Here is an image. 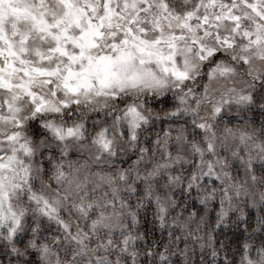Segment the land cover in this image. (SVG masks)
Instances as JSON below:
<instances>
[{
    "label": "clouds",
    "instance_id": "obj_1",
    "mask_svg": "<svg viewBox=\"0 0 264 264\" xmlns=\"http://www.w3.org/2000/svg\"><path fill=\"white\" fill-rule=\"evenodd\" d=\"M0 264H264V0H0Z\"/></svg>",
    "mask_w": 264,
    "mask_h": 264
}]
</instances>
